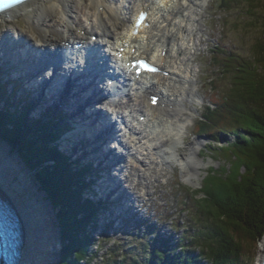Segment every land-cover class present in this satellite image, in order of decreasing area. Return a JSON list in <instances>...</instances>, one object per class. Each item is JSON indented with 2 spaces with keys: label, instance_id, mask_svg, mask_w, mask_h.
<instances>
[{
  "label": "trees",
  "instance_id": "16d2710c",
  "mask_svg": "<svg viewBox=\"0 0 264 264\" xmlns=\"http://www.w3.org/2000/svg\"><path fill=\"white\" fill-rule=\"evenodd\" d=\"M228 6L229 0L219 1L220 9ZM217 53L216 61L221 59V73L229 83L223 94L212 95L194 131L206 136L208 149L230 165L210 168L198 190L201 195L197 197L196 191L190 196L189 211L198 225L191 244L199 250L184 246L181 241L185 238L178 241L180 252L168 248V239L153 238L159 244L140 264H241V243H256L264 234V44H253L250 55ZM211 82L215 87L213 79ZM1 91L6 92L4 84ZM26 120L24 106L14 112L0 109V141L19 157L53 211L60 235L58 264L90 260L95 242L90 221L99 203L83 196L89 186L80 177L85 169L76 165L77 170H72L67 156L57 151L55 140L64 127L52 131V121H41L38 128L31 129ZM123 262L110 255L103 264ZM133 264L138 263L134 260Z\"/></svg>",
  "mask_w": 264,
  "mask_h": 264
},
{
  "label": "bare ground",
  "instance_id": "6f19581e",
  "mask_svg": "<svg viewBox=\"0 0 264 264\" xmlns=\"http://www.w3.org/2000/svg\"><path fill=\"white\" fill-rule=\"evenodd\" d=\"M202 2L204 0H110L109 3L108 0H30L8 11L3 17L5 22L12 23L19 19L24 22L21 27H13L9 23L10 28L37 47L83 41L89 45L90 50L105 46L112 51L123 45L124 39L131 47H135L137 53L146 55L163 66L168 75L146 74L133 82L130 88L123 82L117 87L118 93H121L117 108L123 118V121L118 118L121 120L120 127L124 128V123L132 138L130 143L121 137L122 133L119 134L121 146L127 152L126 158L124 156L123 159L122 156L117 164L127 171V174L124 173L125 187L126 183H134L128 169L136 167L127 160L128 156L141 164L143 161L140 156L143 154L160 162L178 161L185 180L194 183L199 178L204 165L197 155L201 142L198 139L183 142L184 138L181 136L187 121L181 120L180 116L186 108L184 101L190 97L195 87L193 68L186 55L197 43L196 16L200 15L197 10L201 9ZM145 5L151 10L148 16L151 27L133 36L129 33L130 22H133L139 8ZM10 28L2 27L1 37L6 36ZM82 30L85 31L84 35ZM93 34H97L95 42L91 40ZM63 48L64 51L56 52L53 59L60 61L64 56L70 55V46ZM150 91L161 94L156 106L149 104ZM180 146L185 148L182 153L178 152ZM15 162V157L8 155L0 147V210L10 223L19 225V257L16 264H53L51 250L54 251L53 241L55 243L56 239L48 222L50 218L45 215L44 201L39 197V202L34 199L22 204L12 192L13 186L7 183L10 177L7 180L6 170L8 167H15ZM128 194L131 200L139 196L129 190ZM49 213L48 209V215ZM257 249L258 264H261L264 239Z\"/></svg>",
  "mask_w": 264,
  "mask_h": 264
},
{
  "label": "rangeland",
  "instance_id": "374dc122",
  "mask_svg": "<svg viewBox=\"0 0 264 264\" xmlns=\"http://www.w3.org/2000/svg\"><path fill=\"white\" fill-rule=\"evenodd\" d=\"M219 1L204 0L201 3V9L197 10L200 15L196 16L197 26L195 27V33L198 32L195 36H198L196 37L197 43L186 55V57H189V65L193 68L195 87L190 97L188 96L184 101L186 108L182 110L180 119L187 121V125L181 137L182 139L184 138V143L192 142L194 139H198L201 142L197 155L204 165L201 167L199 178L195 179L196 182L194 183L185 180L182 177V167L178 161L172 160L171 163L160 162L153 157L151 158L150 155L143 154L140 157L144 163L137 164L133 158L128 156L127 160L136 167L133 170L128 169V173L131 172L130 177L134 183H126V189L139 195L135 200H131L130 195V198L127 197V200L134 204L128 209L139 210L137 218L143 216L149 222L143 227L136 226L134 228L130 221L128 223L124 220L123 224L125 225L122 227L118 218H115L118 224L111 226V228L106 227V230H104L101 224L102 221L99 220L97 225H92L95 242L91 246L90 252L94 256L90 257V260L82 259L80 264H103L109 259L110 255L117 260H124L123 264H133L134 260L138 264L144 263L147 257L151 256L153 247L159 244L157 241L154 242L153 238L162 237V235L172 237L169 240L170 246L168 247L171 251L180 252L181 246L178 245L180 238H185L181 242L187 248L196 249V252L199 250V247L191 244V236L198 228V225L191 211H189L192 204L190 196H193L192 194L196 191L197 197L201 195L198 194V190L201 188L204 177L210 168H227L230 165L222 155H218L210 148L208 149V138L204 135L196 136L197 133L194 131L198 118L205 112V106L212 99V95L215 93L216 95L217 93L223 94L229 83L227 76L221 73L218 63L221 62V59L216 61L219 56L217 51L226 50L240 55H250L253 44L256 42L264 44V0H229V6L223 9L219 8ZM9 23L11 22H5L4 20L0 22V30L2 27L8 29L11 25L13 27L14 25L21 27L24 24L20 19L15 22L12 21L11 25ZM198 28L199 30H197ZM8 31H12V29L10 28ZM212 79L217 92H215L214 84L211 82ZM228 136L230 140L233 139L230 134ZM221 143H224L223 139ZM0 147L4 151L6 150L8 155L15 157L16 160L15 167H8L6 172L7 180L10 177L7 183L9 186H13L12 192L15 194L17 201L22 204L25 202L26 204V201H34L35 199L39 202V197L40 199L41 196L43 198L44 193L36 190L37 188L34 186L32 178L30 176L28 178L27 170L21 164L19 157L11 152V148L6 143L0 141ZM178 149L180 153L185 150L181 146ZM144 158L145 161L143 160ZM148 161L149 163H147ZM120 167L121 169L123 168L122 166ZM70 168L75 171L74 167L71 166ZM118 172L119 177L123 179L126 171L124 172L122 169L121 172L120 170ZM84 175L86 176L85 173ZM80 177L83 176L81 175ZM182 178L185 181L184 183L181 182ZM20 189L23 195H21ZM86 189L83 196L86 193ZM123 191L124 188H120V193ZM97 203H99L98 210L105 211V204L103 202L101 204L96 202L95 204ZM44 204L49 209L50 213L48 215V209L43 205L46 211L45 215L50 218L48 222L52 226V234L56 239L55 243L53 241L54 251L51 250L54 257L53 264H58L60 235L53 213L51 214L49 203L44 201ZM104 215L107 216V213L100 216ZM115 216H118V214ZM263 239L264 234L261 238H258L256 243H249L250 241L241 243L240 251L242 254L240 259L243 260L241 264H258L257 248H259ZM254 246L256 247L254 248Z\"/></svg>",
  "mask_w": 264,
  "mask_h": 264
},
{
  "label": "water",
  "instance_id": "95a60500",
  "mask_svg": "<svg viewBox=\"0 0 264 264\" xmlns=\"http://www.w3.org/2000/svg\"><path fill=\"white\" fill-rule=\"evenodd\" d=\"M13 249L15 250L14 252H15V254H16V258H17V257L19 256V255H18V247H17V249H16L15 246H14Z\"/></svg>",
  "mask_w": 264,
  "mask_h": 264
},
{
  "label": "clouds",
  "instance_id": "9594fccd",
  "mask_svg": "<svg viewBox=\"0 0 264 264\" xmlns=\"http://www.w3.org/2000/svg\"><path fill=\"white\" fill-rule=\"evenodd\" d=\"M181 182H182V183H184V182H185L183 178H182Z\"/></svg>",
  "mask_w": 264,
  "mask_h": 264
}]
</instances>
